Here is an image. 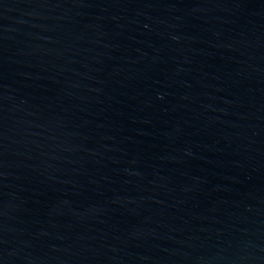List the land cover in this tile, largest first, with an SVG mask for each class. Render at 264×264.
Returning a JSON list of instances; mask_svg holds the SVG:
<instances>
[{
	"label": "water",
	"instance_id": "1",
	"mask_svg": "<svg viewBox=\"0 0 264 264\" xmlns=\"http://www.w3.org/2000/svg\"><path fill=\"white\" fill-rule=\"evenodd\" d=\"M0 264H264V0H0Z\"/></svg>",
	"mask_w": 264,
	"mask_h": 264
}]
</instances>
